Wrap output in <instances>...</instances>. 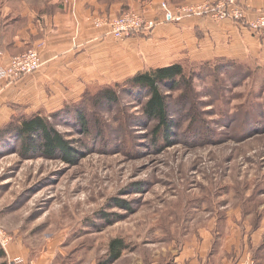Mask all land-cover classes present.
Masks as SVG:
<instances>
[{
	"label": "rangeland",
	"instance_id": "374dc122",
	"mask_svg": "<svg viewBox=\"0 0 264 264\" xmlns=\"http://www.w3.org/2000/svg\"><path fill=\"white\" fill-rule=\"evenodd\" d=\"M154 1L175 9L216 0H0V19L8 12L67 6L74 12L77 4L98 12L96 17L134 11L147 18ZM243 4L246 8V0ZM95 29L107 36L105 28ZM183 66L194 75L198 102L188 109L172 105L173 118L183 125L164 146L153 138V123L144 121L137 102L124 95L113 113L105 104L102 110L85 109L91 131H100L89 138L75 127L87 87L66 101L31 109L5 103L1 116L9 119L2 124L61 112L49 121L82 158L74 165L23 159L12 144L15 135L0 143V240H8L4 247L0 243L5 254L0 264H19L13 254L26 251L52 257L50 264H102L112 239L125 245L113 264H264V68L230 59ZM133 72L109 84L122 83Z\"/></svg>",
	"mask_w": 264,
	"mask_h": 264
},
{
	"label": "crops",
	"instance_id": "0c3cea01",
	"mask_svg": "<svg viewBox=\"0 0 264 264\" xmlns=\"http://www.w3.org/2000/svg\"><path fill=\"white\" fill-rule=\"evenodd\" d=\"M76 6L74 12L67 6L56 11L8 12L7 17L0 19V68L9 57L42 45V66L37 72L12 85L0 84V121L9 119L1 116L6 102H19L30 109L50 100L62 102L86 87L109 84L117 76L143 68L211 59L256 62L264 68V32L254 34L243 24L191 18L157 27L149 37L114 41L103 35L104 30L92 28L89 18L98 16V12H89L82 4ZM246 8L247 18L252 21L264 13V0H246ZM109 14L114 13L106 15ZM146 14L148 19L157 17L159 4L152 2ZM35 99L38 103H34ZM12 258L19 264H50L52 260L30 251L13 254Z\"/></svg>",
	"mask_w": 264,
	"mask_h": 264
},
{
	"label": "trees",
	"instance_id": "16d2710c",
	"mask_svg": "<svg viewBox=\"0 0 264 264\" xmlns=\"http://www.w3.org/2000/svg\"><path fill=\"white\" fill-rule=\"evenodd\" d=\"M155 29L133 36L149 37ZM183 65L185 63H175L139 71L122 83L115 82L105 87L89 86L86 88L84 99L79 104L75 127L79 128L82 136H87L86 138H89L91 133L100 135V131H91L88 112L85 109L98 111L102 110L105 104L110 106L108 112L113 113V109L117 108L121 101V95H124L137 102L147 124L153 123L152 135L155 141L163 142V146L170 144L183 125L182 120L173 118L176 110L172 108V105L181 104L184 109H188L198 102L196 90L193 88L194 75L187 74V67ZM91 89L95 92L99 91L92 96L89 94ZM134 95H137V98ZM83 103L88 106H83ZM60 114L61 112L53 113L48 117L32 114L10 119L7 124L0 127V143L13 134L16 142L13 141L12 144L21 158L30 159L39 156L46 159H59L63 163L74 165L82 158L81 152L75 148L73 142L65 139L53 122L49 121V119L56 121ZM122 116H125L124 111ZM124 249L125 245L121 239H112L108 245L107 258L102 264H113L121 257ZM4 257L5 254L0 249V260Z\"/></svg>",
	"mask_w": 264,
	"mask_h": 264
},
{
	"label": "built area",
	"instance_id": "2783aa9c",
	"mask_svg": "<svg viewBox=\"0 0 264 264\" xmlns=\"http://www.w3.org/2000/svg\"><path fill=\"white\" fill-rule=\"evenodd\" d=\"M66 2L67 0H62ZM159 8L162 20L147 19L139 12L122 13L113 18L94 17L91 19L95 28L103 27L106 35L116 41H124L140 32H147L159 27L162 23L174 22L176 16H202L206 15L214 22L232 21L245 25L254 34L264 32V13H259L252 21L247 18V10L243 0H216L190 5H180L172 9L166 2H161ZM42 45L11 56L7 64L0 68V84L11 85L25 76L37 72L42 66L40 49ZM7 238L1 237L2 247L7 243Z\"/></svg>",
	"mask_w": 264,
	"mask_h": 264
}]
</instances>
